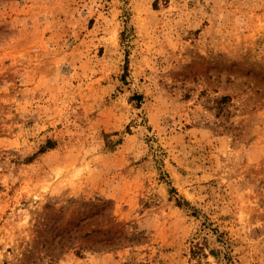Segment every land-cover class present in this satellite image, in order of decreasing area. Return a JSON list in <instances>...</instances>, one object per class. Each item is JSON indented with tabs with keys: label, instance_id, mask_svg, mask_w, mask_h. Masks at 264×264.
<instances>
[{
	"label": "rangeland",
	"instance_id": "obj_1",
	"mask_svg": "<svg viewBox=\"0 0 264 264\" xmlns=\"http://www.w3.org/2000/svg\"><path fill=\"white\" fill-rule=\"evenodd\" d=\"M0 264H264V0H0Z\"/></svg>",
	"mask_w": 264,
	"mask_h": 264
}]
</instances>
